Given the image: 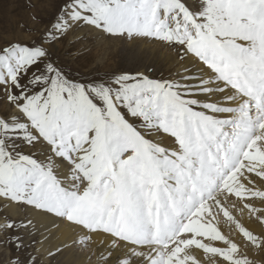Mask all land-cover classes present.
<instances>
[{
    "label": "snow or ice",
    "instance_id": "snow-or-ice-1",
    "mask_svg": "<svg viewBox=\"0 0 264 264\" xmlns=\"http://www.w3.org/2000/svg\"><path fill=\"white\" fill-rule=\"evenodd\" d=\"M49 2L38 35L0 36V206L28 210L0 219V264H37L45 218L72 226L49 257L264 264V0ZM80 28L181 68L82 73L57 49Z\"/></svg>",
    "mask_w": 264,
    "mask_h": 264
},
{
    "label": "rangeland",
    "instance_id": "rangeland-1",
    "mask_svg": "<svg viewBox=\"0 0 264 264\" xmlns=\"http://www.w3.org/2000/svg\"><path fill=\"white\" fill-rule=\"evenodd\" d=\"M54 11L49 0H0V36L11 38L13 35L20 36V28H24L22 36L28 39L29 36L38 35V32L29 31L37 26L43 30ZM36 15L43 22L38 25L33 22L32 16ZM127 39H113L106 34L96 30L80 28L69 32L63 41L58 42V55L82 73L103 75L113 70H128L136 66L143 58V62L153 67L157 77H168L172 72L177 71L176 67L167 65L156 54H151L146 49H140L139 41L132 43ZM143 70V65L141 69ZM24 208L19 215L25 214ZM11 215L7 205L0 206V219L5 215ZM14 216V215H13ZM42 234L37 237L36 251L40 254L37 264H64L61 256L49 257L48 252L53 248L43 251L41 245ZM23 255H36L29 251ZM258 259H260L258 257Z\"/></svg>",
    "mask_w": 264,
    "mask_h": 264
},
{
    "label": "bare ground",
    "instance_id": "bare-ground-1",
    "mask_svg": "<svg viewBox=\"0 0 264 264\" xmlns=\"http://www.w3.org/2000/svg\"><path fill=\"white\" fill-rule=\"evenodd\" d=\"M134 43V42H132ZM139 48L146 49L150 51L151 54H156L160 57L162 61H165L167 65L173 66L178 63V57L174 49L168 48L166 46L154 43L151 41H139ZM181 68V65L176 67L177 70ZM11 215L17 216L21 213L22 208H9ZM28 211L27 209H24ZM47 223L48 227L46 231H42V240L44 241L41 245L43 251L53 248V250L60 245L62 241H66L67 237L72 232V226L52 218H45L42 222ZM61 256V262L64 264H94L95 258L90 261L87 256L80 254V251L77 249V253L74 256L72 252H66Z\"/></svg>",
    "mask_w": 264,
    "mask_h": 264
}]
</instances>
